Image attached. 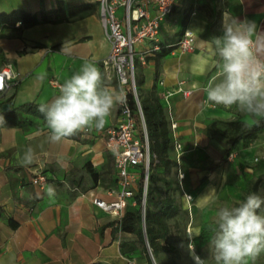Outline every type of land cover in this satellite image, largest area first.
Here are the masks:
<instances>
[{"label": "crops", "instance_id": "1", "mask_svg": "<svg viewBox=\"0 0 264 264\" xmlns=\"http://www.w3.org/2000/svg\"><path fill=\"white\" fill-rule=\"evenodd\" d=\"M218 2L211 16L192 13L185 21L175 8L162 23L165 33L161 28V43L173 45L184 25V31L190 30L195 36V50L182 53L172 48L165 56L150 53L139 72L144 77L141 91L155 90L166 110L171 157L177 158L175 142L182 146L179 164L187 181L184 193L193 198L190 206L182 196V207L186 210L190 206L192 212L193 207H201L212 219L218 207L230 206L228 200H242L249 180L264 176V132L250 143L239 141L232 153L207 132L215 121L219 129H224V123L233 120L253 125L264 118L210 103L203 90L220 77L219 57L211 40L221 34L224 13L254 22L252 39L264 61V0ZM56 7L57 0H0V14L18 9L36 13ZM168 21L170 31L165 26ZM57 44L60 48L53 49ZM110 51L99 12L74 23L37 25L21 34L0 30V70L10 67L14 76L11 86L0 93V113L50 101L59 90L52 82L62 85L86 61H96L106 83L117 87L104 66ZM179 88L192 93L185 97ZM118 121L117 106L102 130L83 132L80 139L66 138L59 143L48 140V129L42 121L40 127L30 129L0 123V264H126L131 258L123 253L122 245L125 249L126 245L138 246L137 236L122 231L119 218L92 202L93 196L112 201L108 191L118 187L114 158L106 149L104 137ZM28 147L34 150L35 158L25 166L21 157ZM38 169L49 178L43 189L32 183ZM48 186L54 187V197L48 196ZM182 227L188 240L175 238L161 244L175 248L172 264L194 263L189 249L195 248L194 237L201 226L189 220ZM161 253L155 260L168 264L160 263ZM203 257L206 263L214 261Z\"/></svg>", "mask_w": 264, "mask_h": 264}, {"label": "clouds", "instance_id": "2", "mask_svg": "<svg viewBox=\"0 0 264 264\" xmlns=\"http://www.w3.org/2000/svg\"><path fill=\"white\" fill-rule=\"evenodd\" d=\"M256 25L224 13L221 34L211 46L219 57L220 77L204 87L210 103L252 117L264 118V61L257 58L252 36ZM125 102L122 88L112 87L96 61H86L60 86L58 94L38 106L48 129V140L59 143L83 132L102 130L113 110ZM35 153L28 147L21 162L27 166ZM48 196H55L53 186ZM210 247L215 264H248L264 253V197L248 194L238 204L219 207L210 228ZM197 236L199 233L196 234ZM194 264H206L195 248L189 249Z\"/></svg>", "mask_w": 264, "mask_h": 264}, {"label": "built area", "instance_id": "3", "mask_svg": "<svg viewBox=\"0 0 264 264\" xmlns=\"http://www.w3.org/2000/svg\"><path fill=\"white\" fill-rule=\"evenodd\" d=\"M99 2L100 21L111 44V51L104 61V66L110 71L109 74L112 73L113 76L110 78H115L117 87L123 89L125 102L118 105V123L108 128L104 133L106 149L114 158L118 187L108 191V195L113 197L112 201L93 196L92 202L98 208L122 220L128 206L136 205L134 198L139 190L140 181L143 180L141 208L142 226L145 230L151 152L138 94L135 63L138 61L144 65L146 64V55L161 52L164 47L160 38L162 23L173 14L177 0H100ZM253 45L255 55L262 60L256 53L254 40ZM165 48H174L182 53L193 52L195 36L192 31L185 30L177 43L165 46ZM13 77L10 67L0 70V93L11 86ZM52 84L58 88L61 86L54 81ZM161 84L163 83L161 82ZM178 91L185 97L192 93V91L183 88H179ZM131 96L135 99L138 108L137 114L132 108ZM138 118L141 129L138 125ZM172 128L175 129V125H172ZM181 148V144L175 142L178 162ZM184 177V174L179 171L180 183ZM48 181L49 178L42 169L36 170L32 180L35 186L43 189ZM185 198L189 203L192 201V196L189 194H185ZM126 264H138V262L134 258H129Z\"/></svg>", "mask_w": 264, "mask_h": 264}, {"label": "trees", "instance_id": "4", "mask_svg": "<svg viewBox=\"0 0 264 264\" xmlns=\"http://www.w3.org/2000/svg\"><path fill=\"white\" fill-rule=\"evenodd\" d=\"M99 7V1L92 2L88 0H57V7L52 11L31 13L26 10L18 9L10 13L0 14V30H16L19 32V34H21V32H23L25 29L37 25L74 23L98 13ZM184 29L185 26L183 25L182 29L177 34L178 37L183 35ZM178 40L176 42H178ZM176 42H174V44ZM36 46L43 47L42 44H36ZM59 48L60 44H57L53 47V49ZM171 49L172 48H165L164 45L160 54L165 56L171 51ZM143 84L144 77L142 74H138L137 85L141 92L139 99L150 142L151 162L153 159H156L163 166L164 170L170 172L171 165H173V159L169 151L171 138L166 110L161 104L160 98L156 94L155 90L147 93L141 91ZM39 105L40 104L38 103H28L2 112L0 113V123L5 126H15L25 129L40 127L41 124L39 121H42V123L46 125L42 113L38 111ZM131 105L134 109V112L137 114L138 108L133 96H131ZM218 123L219 122L216 121L212 123L208 127L207 132L210 136L216 137L220 141V143L225 147L227 153H232L239 141L243 140L246 143H250L256 140L260 133L264 132V119L255 121L253 125H249L246 122L237 119L224 123V129H219ZM138 125L140 128L141 126L139 118ZM70 138L80 139V134ZM156 181H158V178L154 175H151L150 171V184H148L146 202L147 207L145 214V233L147 236V242L152 248V253L155 259L161 252L169 254L176 253L175 248L168 245L163 246L159 241L167 240L170 232L168 220L173 218L180 211L179 206L175 204L174 200L163 198L160 192L156 190L154 186ZM142 184L143 180L140 181L139 190L134 198L136 205L132 206L130 204L128 206L125 216L121 220V229L124 232L136 235L139 245H146L144 229L142 226ZM250 193H255L260 197L263 196L264 176H260L257 179H251L248 181L246 189L244 190V194L242 195V200ZM135 248H137L136 245H132V247L129 248L126 245L125 249V245H122V251L126 255H130V253L133 252ZM146 249L147 246L143 248L145 253ZM146 264H153L151 257L146 258Z\"/></svg>", "mask_w": 264, "mask_h": 264}, {"label": "rangeland", "instance_id": "5", "mask_svg": "<svg viewBox=\"0 0 264 264\" xmlns=\"http://www.w3.org/2000/svg\"><path fill=\"white\" fill-rule=\"evenodd\" d=\"M220 1V0H218ZM216 0H177V4L175 6L177 13L180 15L182 21H185L187 16L192 15V13L198 14V15H204V16H211L215 12V8H217L219 2ZM216 2V3H215ZM175 10V9H174ZM217 10V9H216ZM180 19V20H181ZM169 21L166 23V29L170 31L169 28ZM162 32L165 33L164 29L162 28ZM161 32V33H162ZM168 33V32H167ZM182 35H180L178 38L180 39ZM143 66L141 63L136 61L135 68H136V79L138 83V74L140 72V68ZM140 89L138 88V94L140 95ZM228 135V134H226ZM173 159V165H171L170 172H167L164 170L163 166L158 162L156 159H153L151 162V175H154L158 178V181L155 182L154 186L158 192H160L161 196L163 198H168L174 200L175 204L179 206V213L176 214L173 218L168 220V225L170 227V232L167 237V240H160V244L164 243H170L171 239L179 238V239H186L188 240L187 232L184 230L183 224H185L187 221H193L194 226H201L199 235L194 237V243H195V250L198 256L204 259L203 255H207V257L212 258V250L210 247V239L212 236V232L210 231V228L212 226L208 224V222H214L212 219V216L208 215L207 211L202 210L201 207H193L190 208L192 201L188 204V209H183V203H182V196H185V186L187 184L186 178L181 181L178 179V173L180 171V162H178L177 158ZM178 179V180H177ZM150 184V182H149ZM202 185V184H201ZM187 200V199H186ZM230 201V206L238 204L235 200H228ZM193 206V204H192ZM147 207V204H146ZM219 208V207H218ZM185 226V225H184ZM205 243V244H204ZM135 250L130 253L131 258H134L137 260L138 264H146V258L150 257L147 249L146 253L143 251V248L146 247L144 244H140L136 246ZM151 251L152 248L149 245ZM153 255V253H152ZM161 261L160 263L166 261L168 264L172 262V260L175 258L172 254L168 253H161ZM154 257V255H153ZM155 259V258H154ZM205 260V259H204ZM257 261L252 262L250 264H264V253H261L257 258ZM153 264H158V261L155 260V263L152 261ZM172 264V263H171ZM190 264H194L191 263ZM210 264V263H206ZM211 264H215V262L211 260Z\"/></svg>", "mask_w": 264, "mask_h": 264}, {"label": "water", "instance_id": "6", "mask_svg": "<svg viewBox=\"0 0 264 264\" xmlns=\"http://www.w3.org/2000/svg\"><path fill=\"white\" fill-rule=\"evenodd\" d=\"M144 234H145V242H146V246H147V249H148V253H149L150 257H151V260L155 263V259H154L153 255H152V251H151V249H150V247L148 245V242H147V236H146L145 230H144Z\"/></svg>", "mask_w": 264, "mask_h": 264}]
</instances>
